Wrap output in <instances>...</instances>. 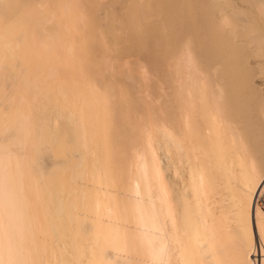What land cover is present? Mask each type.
<instances>
[{
    "label": "bare ground",
    "instance_id": "6f19581e",
    "mask_svg": "<svg viewBox=\"0 0 264 264\" xmlns=\"http://www.w3.org/2000/svg\"><path fill=\"white\" fill-rule=\"evenodd\" d=\"M0 157L34 264H264V0H0Z\"/></svg>",
    "mask_w": 264,
    "mask_h": 264
},
{
    "label": "clouds",
    "instance_id": "9594fccd",
    "mask_svg": "<svg viewBox=\"0 0 264 264\" xmlns=\"http://www.w3.org/2000/svg\"><path fill=\"white\" fill-rule=\"evenodd\" d=\"M3 157H0V162ZM4 185L7 191L9 182L14 180L21 189L19 203L12 207L7 199L0 202V235L7 241L14 237L19 257L16 259L0 260V264H34L30 258V238L25 233L24 224L30 219L31 203L29 200V177L25 170H12L9 172L5 166Z\"/></svg>",
    "mask_w": 264,
    "mask_h": 264
},
{
    "label": "snow or ice",
    "instance_id": "6c2138e0",
    "mask_svg": "<svg viewBox=\"0 0 264 264\" xmlns=\"http://www.w3.org/2000/svg\"><path fill=\"white\" fill-rule=\"evenodd\" d=\"M188 61L189 63H191L190 57L188 58ZM177 176H179L178 172H177ZM153 182L155 185H157L161 189V191H164V173L159 167H157L155 170ZM164 195H166V192H164ZM261 218H262V221H264V212H261ZM251 250L253 249H250V251Z\"/></svg>",
    "mask_w": 264,
    "mask_h": 264
},
{
    "label": "built area",
    "instance_id": "2783aa9c",
    "mask_svg": "<svg viewBox=\"0 0 264 264\" xmlns=\"http://www.w3.org/2000/svg\"><path fill=\"white\" fill-rule=\"evenodd\" d=\"M260 203L262 204V207L264 208V193L262 194V196L260 197Z\"/></svg>",
    "mask_w": 264,
    "mask_h": 264
}]
</instances>
